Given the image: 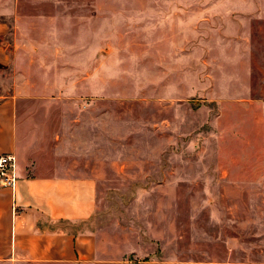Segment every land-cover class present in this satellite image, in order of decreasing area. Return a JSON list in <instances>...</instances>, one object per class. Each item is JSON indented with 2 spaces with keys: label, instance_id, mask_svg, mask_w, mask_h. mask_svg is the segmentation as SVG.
Instances as JSON below:
<instances>
[{
  "label": "rangeland",
  "instance_id": "obj_1",
  "mask_svg": "<svg viewBox=\"0 0 264 264\" xmlns=\"http://www.w3.org/2000/svg\"><path fill=\"white\" fill-rule=\"evenodd\" d=\"M263 8L0 0V22L18 34L17 18L46 17L42 51L63 91L79 90L48 103L63 110V161L97 183L90 227L104 258L264 262Z\"/></svg>",
  "mask_w": 264,
  "mask_h": 264
},
{
  "label": "crops",
  "instance_id": "obj_2",
  "mask_svg": "<svg viewBox=\"0 0 264 264\" xmlns=\"http://www.w3.org/2000/svg\"><path fill=\"white\" fill-rule=\"evenodd\" d=\"M254 16L264 18V8ZM45 18H17L20 34L12 23L0 22V156L15 157L16 176L14 189L0 187V262L167 264L102 255L98 233L90 227L98 206L97 183L63 161V110L58 100L48 103L77 96L79 90L70 84L63 91V80L51 69L55 54L48 59L42 51ZM251 40L248 36V50L254 48ZM246 76L240 81L250 83V73ZM246 90L251 92L249 85Z\"/></svg>",
  "mask_w": 264,
  "mask_h": 264
},
{
  "label": "built area",
  "instance_id": "obj_3",
  "mask_svg": "<svg viewBox=\"0 0 264 264\" xmlns=\"http://www.w3.org/2000/svg\"><path fill=\"white\" fill-rule=\"evenodd\" d=\"M16 183L15 157L10 154L0 156V187L14 189Z\"/></svg>",
  "mask_w": 264,
  "mask_h": 264
}]
</instances>
